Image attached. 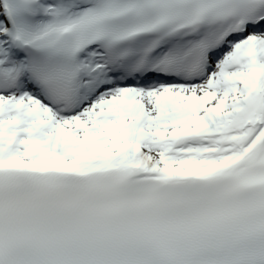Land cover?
<instances>
[{
	"label": "snow or ice",
	"instance_id": "obj_1",
	"mask_svg": "<svg viewBox=\"0 0 264 264\" xmlns=\"http://www.w3.org/2000/svg\"><path fill=\"white\" fill-rule=\"evenodd\" d=\"M0 264H264V0H0Z\"/></svg>",
	"mask_w": 264,
	"mask_h": 264
}]
</instances>
